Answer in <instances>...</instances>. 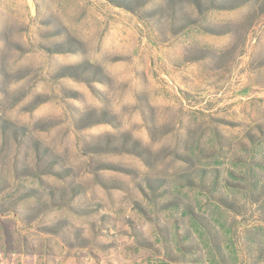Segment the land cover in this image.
Instances as JSON below:
<instances>
[{
    "label": "rangeland",
    "instance_id": "374dc122",
    "mask_svg": "<svg viewBox=\"0 0 264 264\" xmlns=\"http://www.w3.org/2000/svg\"><path fill=\"white\" fill-rule=\"evenodd\" d=\"M161 263L264 264V0H0V264Z\"/></svg>",
    "mask_w": 264,
    "mask_h": 264
},
{
    "label": "trees",
    "instance_id": "16d2710c",
    "mask_svg": "<svg viewBox=\"0 0 264 264\" xmlns=\"http://www.w3.org/2000/svg\"><path fill=\"white\" fill-rule=\"evenodd\" d=\"M204 175H202V179H204V177H203ZM213 227H211V224H210V222H209V231H210V233H211V236L209 235V237L211 238V240L213 239V241H212V243H213V245H212V248L209 250V254L207 255V257L209 258V260H214V258H215V254H212L213 252V250L215 251V253L220 257V258H222V255L224 254V246L226 247V248H229V251H228V256H229V259L232 261V262H235V260H236V258H237V254H236V251L235 250H233V249H231V247L230 246H228L227 245V243H226V241L225 240H223L220 236H219V234H218V232H217V230H216V227L214 226V225H212ZM213 232H212V231ZM213 249V250H212ZM224 256H225V254H224ZM223 256V257H224ZM213 259H212V258ZM161 264H166V263H161ZM235 264V263H234Z\"/></svg>",
    "mask_w": 264,
    "mask_h": 264
}]
</instances>
